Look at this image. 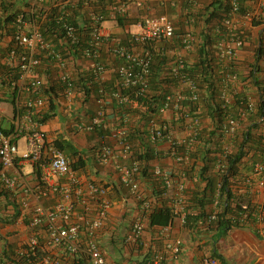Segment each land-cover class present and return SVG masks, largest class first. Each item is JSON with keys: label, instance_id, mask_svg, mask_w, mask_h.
Listing matches in <instances>:
<instances>
[{"label": "built area", "instance_id": "1", "mask_svg": "<svg viewBox=\"0 0 264 264\" xmlns=\"http://www.w3.org/2000/svg\"><path fill=\"white\" fill-rule=\"evenodd\" d=\"M44 0H32L33 9L38 10L30 18H24L21 14L15 23L8 25L9 28L0 24V182L9 193L17 194L23 192L26 197L18 203L20 215L29 217L30 228L33 230L31 236L24 246L16 251L17 258H25L26 264H108L106 251L97 238L98 232L104 227L108 220L113 202L109 197L107 185L88 182L82 178L78 171L72 167L70 156L58 147L44 129L41 113L49 108V101L46 89L50 83L46 69L55 66L59 71V79L66 84L64 94L66 101L71 102L76 94L73 88V74L71 73L70 57L80 58L71 55L66 51V56L60 50L50 44L43 33V21L46 15L39 13L38 4ZM59 6V13L56 15L58 21L63 22L66 36L72 44L78 43L82 18L74 21L73 11L66 9L74 0H56ZM133 0H111L108 4L107 15L101 12L98 0H83V12L91 21V39L88 48L82 51L81 59L91 62V69L95 77L103 83L106 74V67L100 61L104 46H110L111 54L123 60L116 68L119 78L117 90L111 94L119 104L125 105L130 101L122 94V88L138 87L137 96L145 94L150 87V73L154 54L146 45H156L160 42L172 41L175 37V26L168 14H148L139 18V32L131 35L129 45L110 42V35L105 29V22L117 15L130 17V3ZM140 6L143 5L142 0ZM181 5L194 6L199 0H160L161 5L166 2ZM57 7V6H55ZM37 8V9H36ZM74 8V6H73ZM32 9V10H33ZM241 10L244 13L241 14ZM29 11V9L27 10ZM36 14V15H35ZM35 15V16H34ZM40 19V20H39ZM224 28L223 39L216 45L218 60L222 63V71L226 78L220 88V99L225 105L232 104L235 95H244L241 102L243 118L256 115V124L264 125V115L258 114V110L264 104V54L259 59L257 50L259 47L264 51V0H229V10L220 22ZM8 29L11 33H8ZM246 31H254L256 43L253 51L245 65L244 75L248 76L243 80L241 72L231 73V64H240L245 47ZM194 38L186 35L182 39V45L190 49ZM157 53V52H156ZM184 57L178 56L177 62L172 70L178 75L179 87H173L163 98L159 109V119H150V142L157 147L161 141L171 143L172 147L182 142L192 145L195 137L181 141L173 135L174 120H186L190 117L184 111L182 103L189 101L199 103L201 93L199 86L186 75H179L184 69ZM254 72L256 82L251 74ZM221 72V71H220ZM241 76V77H240ZM98 80V79H97ZM99 81V80H98ZM261 88L259 89L258 87ZM104 93V89H101ZM98 110L91 122H81L78 129L82 132L93 133L96 127L107 129L103 126L105 117L104 98H96ZM10 112H6V109ZM122 117H125L122 116ZM236 119L228 116L223 122L222 133L225 136L235 137L249 131L254 125L247 119ZM197 123L199 119L193 118ZM172 120V121H171ZM243 120L247 121L242 127ZM127 118L120 127L112 132V138L116 140L119 150L108 142L102 141L98 150V162L107 165L112 163L118 172L121 184L128 189L129 195L141 202L139 181L141 178V167L139 162L123 164L122 160L131 158L132 145L127 139L128 124ZM5 125H8L7 127ZM242 129V131H241ZM106 137H102V140ZM21 143L23 150L21 151ZM158 148V147H157ZM230 150L223 151L222 160H226ZM174 155V154H173ZM179 162L189 161L188 156H180ZM219 167L222 173L228 168L227 164ZM28 161L33 172L38 177V183L33 187L22 188L21 177L12 176L10 171L17 170L20 162ZM253 173L259 180L251 184L250 197L256 192L253 188H264V161L254 165ZM154 176L162 178L166 189L177 187L174 195L173 207L177 216L183 223H186V200L184 191L186 183L182 180L177 184L173 175L164 169L156 168ZM222 185L219 184L216 190L215 206L221 207L226 204L227 199L221 193ZM55 198L51 206H47L44 200ZM32 198V199H31ZM35 204H31V201ZM236 201L235 199H233ZM233 202V201H232ZM145 217L149 218L152 211L150 204L143 202ZM264 207V206H263ZM18 210V208H17ZM13 211V215L17 213ZM263 208L259 207L258 218ZM216 210L210 214L209 223L216 219ZM3 212H0L2 214ZM247 213L241 214L236 219L239 224L247 222ZM146 229L143 217L137 218L132 225L127 237L128 242L137 244ZM260 231L264 234V230ZM158 237L163 239V247L150 246L153 250L151 256L146 257L147 264H167L175 260L182 252L183 241L180 237L172 234L171 226L158 228ZM204 264H220L214 258H205Z\"/></svg>", "mask_w": 264, "mask_h": 264}, {"label": "trees", "instance_id": "2", "mask_svg": "<svg viewBox=\"0 0 264 264\" xmlns=\"http://www.w3.org/2000/svg\"><path fill=\"white\" fill-rule=\"evenodd\" d=\"M82 1L83 0H74L72 1V4L74 5H68L66 7L69 11H73V16L75 15L73 22L76 23V20H79L78 18H82L81 24H83V26L80 28V37L78 38L77 44H72L71 41L68 40L69 38L65 34L63 22L56 19V15H58L60 9V5L57 4L58 2L56 0H44L37 5L39 13L46 15L43 21V33L46 40H48L50 44L56 48V50L62 51L64 56H66V51H68L71 55H77L81 58L83 54L82 51L89 46L88 42L91 39V21L88 20L87 16L83 12ZM98 1L101 12L104 15H107L108 12L106 8L111 0ZM206 1L207 0L203 1L204 5H202V8L198 7V4L194 6L190 5L185 8L186 10L188 9V12L184 13L186 17L184 18L188 22H191L192 19L194 20L190 25H194L196 27L201 22V24L205 23L206 28L199 29V43L196 45V41L194 39L192 45L193 47L195 44L194 48L196 49L195 52H197V60L195 62H189L186 58H184L185 66L179 73V75H186L188 78L193 79L197 83L201 93V100L199 103L184 101L182 105L183 108L187 109L192 114V118L197 119H200L197 111L206 108V115L210 117L214 125L213 130L210 132L211 136L222 139L224 138L222 126L225 119L228 116L236 119L243 118L242 116L244 110L242 111L241 102L244 95L237 93L235 95L234 102L228 105H225L224 101L220 99V88L223 84V80L226 79L223 77L225 76L223 73H225L226 70L224 71L223 68L222 71L223 66L218 60L216 45L224 37L221 33H224L225 30L219 26L222 19L228 13L229 0ZM33 6L32 0H0V24L9 28L8 25L15 23L16 19L21 14L24 18H30L32 14L38 11L33 9ZM28 9L29 11H27ZM243 13L244 10H241V14ZM115 20L117 24L122 27L128 23H135V21L129 20V18L125 15H117ZM173 22L175 26V37L172 41L160 42L155 46L150 44L146 45V47L154 54V60L152 62L150 73L151 84L149 90L145 94H139L137 96L136 92L139 90L138 87L122 88L123 96L127 97L130 101L128 104L122 105L123 107L116 99L112 98V103L117 102L116 106L119 105L120 109L123 108L124 115H129L130 121L134 120L133 123H129V119L127 118L126 123V125L128 124L127 139L132 145L131 158L129 159V162L140 163L141 178L152 183L154 195H156L159 200H161L160 197H164L167 192L162 178L154 176L155 169L150 165V162L153 159L158 158L160 153L157 147L150 142L149 120L159 119V109L164 96L171 91L173 87L178 85L179 77L178 75H175L172 70L173 66L177 62V56L172 53L161 55L156 53L158 47L167 50L170 49L171 45L174 43L182 46V39L188 34L185 31L180 30V25L184 22V20H182V22L180 20L179 24L175 21ZM8 33H11L10 29H8ZM244 36L245 47L241 58L238 60L240 64H231L229 69L231 73L241 72L243 80L248 78V76L244 75V72L246 71L244 67L248 64V58L251 55L253 46L256 43L254 31H246ZM129 42V38L127 37L125 41L122 42V45H129ZM103 51L104 48L101 56ZM263 54V48L259 47L256 54L257 57L260 59ZM101 58L102 57H100V61ZM120 61L123 63V60L120 59ZM47 69L49 74H51L50 72H54L53 70L55 69V66L49 65ZM249 76H252V79L255 81L254 83H258L254 77V72L251 71ZM72 85L76 92L85 90L89 93V90L85 88L81 77H73ZM65 87L66 84L62 83L59 78L52 80V82L48 84L46 95L49 98V108L46 112L41 113L42 122L44 124L50 117L55 116V112L57 110V103L55 104V100L57 99L56 95H53V92L55 93L57 91L64 90ZM258 88L260 89L261 87L259 86ZM116 106L114 107L116 108ZM190 113L189 115L191 116ZM257 113L264 115V104H262ZM256 117V115L251 114L243 119H247L248 121L254 123ZM141 128H143V130ZM94 132L98 133L99 136H106V131H104L103 128L96 127ZM241 134L239 136H241ZM206 135L207 133L198 135L200 137V141L205 142V146L202 148H198L196 146V136L195 143L190 146L187 142H182L181 144L175 143L173 145V156H175L177 161H179L178 158L180 156L189 157L188 162H185L184 160L181 161L184 166L182 178H184L185 181H188L191 177H197L198 180L197 184L192 188L187 189L188 191L185 193V225L189 227L193 223L206 222L208 227L211 228L213 226L217 230H220L224 235L229 230L234 228H251L254 229L256 235L259 236V232H257L259 205L254 202V198H251L248 194V191L252 187L248 184V180L251 184H254L259 180V177L253 173V168L256 163L264 161V125L254 123L249 131L243 133L242 141L238 142V139L235 141L232 151L228 154L226 160L224 159L225 162L223 164H227L228 168L222 173L220 172L219 167L224 160L218 159L216 155H222V147L218 141L215 139H208L206 138ZM54 143L69 154L72 159V167L76 171H80L86 166L83 155L71 142L67 140H57L54 141ZM73 158H76L77 160L74 161ZM194 159L200 161L201 165L198 166ZM172 175L174 177V174ZM219 184L222 185L221 193L225 199H227V202L221 207L220 212L216 214V219L209 223L210 213H208L207 209L212 202V197L215 195ZM237 192H240V194H237ZM2 193L4 192L0 193L1 196L3 195ZM169 202L170 204H160L161 206L155 204L152 206V211L148 218L151 228H161L173 225L177 215L174 211L171 199ZM5 208L6 207L4 206L3 211L7 210ZM244 213L248 214L247 222L239 224L236 219ZM9 215L10 217H14L13 214ZM15 215L19 216L20 212L15 213ZM24 222L28 225V227L30 226L29 217H26ZM32 231L33 230L31 229V232ZM6 249L7 250L4 252L3 256H0V264H26L25 258H17L16 251L19 248L16 250L15 246L11 245ZM152 252L153 250L149 249L146 257L151 256ZM145 263L147 264L146 260Z\"/></svg>", "mask_w": 264, "mask_h": 264}, {"label": "crops", "instance_id": "3", "mask_svg": "<svg viewBox=\"0 0 264 264\" xmlns=\"http://www.w3.org/2000/svg\"><path fill=\"white\" fill-rule=\"evenodd\" d=\"M203 1L205 0H200L201 3H198V7L202 8V5H204ZM142 2L143 5L140 6L139 0L131 1L129 19H132L131 17L137 19L143 18L150 13L156 15L162 13L168 14L177 24H179L180 20L181 22L184 20L180 25V30L188 33L187 35L193 36L196 45L199 43L198 31L199 29L206 28L205 23L201 24L200 22L198 24L197 22L198 27L190 25L194 20L192 19L191 22H188L185 19L184 13L188 12V9H185L187 7L186 5H181L179 1H176V4L167 1L164 5H161L160 0H142ZM104 26L113 44H122L127 37L130 41L131 35L139 32L137 21L133 24L128 23L122 27L117 24L116 20L110 19L105 22ZM194 46L190 49H186L183 45L179 46V44L177 45L174 43L171 45V48L167 50L158 47L157 53L160 55L172 53L177 57L183 56L189 62H195L197 60V52H195L196 49ZM109 49V45L104 46V51L101 56V61L106 67L105 81L103 83H101L98 77H95L91 69L90 61L74 58L72 56L70 57L69 69L73 77H81L89 93L85 90L77 91L74 99L71 102H67L66 95L64 94L65 89L55 93L53 92V95L55 94L57 99L55 100V104L57 103V110L55 116L50 117L46 121L44 129L52 140H67L81 152L85 159L86 166L78 172L84 180L101 183L107 185L109 188V197L113 202L112 211L104 227L97 235L98 240L106 251L108 264H146L145 258L149 252L150 246L161 248L163 247L164 241L158 237V228L150 227L149 219L145 217L144 214L146 211L143 202L150 204L151 208L155 204H170V199L173 203L174 195L177 193V187L174 186L171 189H166L167 193L164 197H160L161 200H159V198L154 195L152 183L142 179L139 181L140 195L142 196L140 202L131 197L128 189L121 184L119 174L112 163L103 165L98 162L97 153L102 141L115 146L116 150L120 149L116 144V140L112 138V132L120 127L125 118L129 119V115L122 117L124 116L123 108L120 109L119 105L116 106L117 102L112 103L113 99L111 98V94L117 90L116 88L119 84L116 68L120 65L121 61L115 58ZM53 71L54 72H50L51 74H49L48 69H46L49 77H51L50 83L52 80L59 78L58 69L55 68ZM179 85L177 87H179ZM101 89H104V93H101ZM99 97H103L106 103L103 126L107 129H104V131H106V136H104L106 139L103 140L102 136H99L96 132H82L78 129V125L81 122H91L95 117L99 108L96 98L98 99ZM114 106H116V108ZM47 109L48 108L43 112H46ZM185 111L190 113L187 109ZM6 112H10L8 107ZM206 112V108L197 111L200 116L199 122L197 123L192 118L191 113V116L186 118V120H171L173 135L181 141L196 136L197 141L195 144L198 148H202L205 146V142H201L198 135L207 133L206 138L215 139L219 142L223 151H227L228 149L231 152L235 141L237 139L238 142L242 141L241 136H239L240 132L238 136L229 137L224 135L222 139L211 136L210 132L213 130L214 125L210 117L206 115ZM133 121L134 120L130 121L129 119L128 122L133 123ZM241 124L242 127H245L247 121H243ZM5 126L7 127L8 125ZM141 129L143 130V128ZM157 147L160 155L158 158L153 159L150 165L154 169L161 168L174 174L173 178L176 184L180 180L185 182L186 189L183 192L185 195L188 191L187 189L197 184V177H191L188 181L182 178L184 166L173 156V147L171 143L161 141L157 144ZM20 150L22 151L23 147H21ZM216 155L218 159L223 158L221 154ZM75 160L77 159L75 158L74 161ZM194 161H196L198 166L201 165L200 161L196 159H194ZM121 162L123 164H131L129 160L121 159ZM32 170L33 168L28 161H21L19 168L17 170L12 169L10 174L12 176L17 175L21 177V182H24L22 188L28 186L33 187L38 183V177ZM253 189L256 191L252 196V198H254L253 201L256 202L259 207L263 208L257 224L259 236L256 235L255 230L251 228H234L224 235L215 227H208L206 222L193 223L188 227L185 225L186 223L184 224L180 219V216H176L171 230L173 236L182 239V252L175 260H171L167 264H204L205 258H214L218 260L220 264H264V234L260 231V229L264 230V188L260 189L254 186ZM1 192L6 194L2 193L3 195H0V212H3L0 214V256H3L4 252L7 250L6 248H9L11 245L15 246L16 250L24 246L31 236V228L26 225L24 222L26 218L22 215H14V217H10L9 215L12 214L14 210H17V208L18 210L16 212H20L18 203L20 199L26 197L24 193L20 191H18L16 195L12 192L9 193L0 182V193ZM237 194H240V192H237ZM248 194H250V191H248ZM215 195L212 197V202L207 209L210 214L221 209V205L215 206L217 200ZM34 201H31L32 205L35 204ZM55 201V198L52 197L47 200L45 199L44 203L47 206H51ZM4 206L6 207L5 209H7L6 211H3ZM143 215L146 229L140 237L139 242L137 244H132L128 242L127 237L135 220L143 217Z\"/></svg>", "mask_w": 264, "mask_h": 264}, {"label": "rangeland", "instance_id": "4", "mask_svg": "<svg viewBox=\"0 0 264 264\" xmlns=\"http://www.w3.org/2000/svg\"><path fill=\"white\" fill-rule=\"evenodd\" d=\"M206 2H208V0L206 1ZM138 17H140V16H138ZM132 19H129V20H132V21H135L136 22V19L137 18H133V17H131ZM138 20V19H137ZM22 144V146L21 147H23V143H21Z\"/></svg>", "mask_w": 264, "mask_h": 264}]
</instances>
